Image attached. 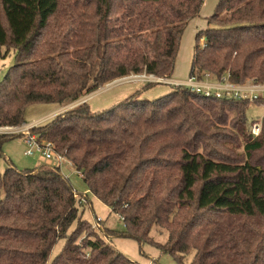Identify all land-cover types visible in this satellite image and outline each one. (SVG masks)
Masks as SVG:
<instances>
[{
    "label": "trees",
    "instance_id": "1",
    "mask_svg": "<svg viewBox=\"0 0 264 264\" xmlns=\"http://www.w3.org/2000/svg\"><path fill=\"white\" fill-rule=\"evenodd\" d=\"M204 1L0 0V50L16 57L0 81V127L27 123L30 105H69L131 74L171 79L183 33ZM225 73L234 84L264 83V0H220L197 32L190 77ZM174 87L153 100L137 91L104 111L82 102L29 131L123 218L115 237L154 244L181 264H264V120L255 136L246 101ZM19 136L0 133V154ZM7 162L0 264H137L84 219L60 167L19 170ZM155 226L168 230L165 243L153 239Z\"/></svg>",
    "mask_w": 264,
    "mask_h": 264
},
{
    "label": "rangeland",
    "instance_id": "2",
    "mask_svg": "<svg viewBox=\"0 0 264 264\" xmlns=\"http://www.w3.org/2000/svg\"><path fill=\"white\" fill-rule=\"evenodd\" d=\"M219 1L220 0H205L201 8L200 15L189 21L181 39L175 70L172 76L173 79H181L184 82L190 77L191 61L189 62V59L194 54L197 32L207 27V18L216 11ZM224 15L225 14H223V16ZM4 22H6L5 19ZM200 45L202 47L205 45L204 38L200 40ZM15 60V52L12 48L9 49V52L5 47L0 50V81L3 79L9 67L15 63ZM224 75H228V73H225ZM211 79L216 82L219 78L211 75ZM206 80L207 78L205 81ZM112 83L115 84L109 86H107V84L103 86L104 89H100L98 93L89 99V104L93 111H104L125 100L137 91H142L140 92L142 98L153 100L176 88L174 87L175 83H172L170 79H164L155 75H148L146 73L131 74L127 77L119 78ZM147 83H151L153 85L144 89L143 87ZM237 85L254 87L264 86V83H257L254 78H249L244 84ZM247 93L250 92L247 91ZM262 94L264 95V93ZM244 101L247 102L245 104L246 116L248 119L246 124L247 130L256 136L254 133V127L260 126L262 130L263 126L264 98H260L259 100L254 99L253 101L247 99ZM73 104L74 103L67 105V107L71 109L70 107ZM40 116L41 107L39 105H36L35 107L34 105H30L27 108L25 116L27 123H35ZM231 116L235 117V111L231 113ZM31 127L33 126L25 123L18 127H10L6 129L0 128L1 134L6 133L13 136L23 134V136L7 139L2 144V153L0 154V172H3L6 169L8 166V160H11L19 170L34 169L44 163L55 164L54 161L46 159L43 153L39 152L37 149L35 150V153H29L31 146L29 145L27 138L30 136L29 129ZM237 152L242 153L243 147L240 146ZM61 171L70 179L76 192H79H77V194L80 195V199L83 198L82 195H85L86 193L91 200H88V202L85 200L81 203L83 205L82 210L84 219L89 220V222L93 224V229H103L102 234L103 232H108V235L113 234L112 237L106 235V239L107 242L113 245L117 250L137 264H181L174 256L162 251L154 244L146 243L141 246L134 238L125 236L115 237L117 234H115V232L113 233L112 230L121 231L124 229L123 218H120L111 210L109 206L92 195L89 190L86 191L88 189L87 185L85 184L83 178L78 174L73 163H70V160L67 159V161H65L61 167ZM97 224L99 225L98 227L96 226ZM75 227L76 222L70 228L69 233H71ZM151 235L155 241L161 243H165L169 238L168 230L161 229L157 226L153 227ZM64 244L65 240L61 239L54 247L51 257H55L59 254L63 249ZM192 257L193 255L187 256L186 263H190Z\"/></svg>",
    "mask_w": 264,
    "mask_h": 264
},
{
    "label": "built area",
    "instance_id": "3",
    "mask_svg": "<svg viewBox=\"0 0 264 264\" xmlns=\"http://www.w3.org/2000/svg\"><path fill=\"white\" fill-rule=\"evenodd\" d=\"M207 80L205 81V79ZM216 79V78H215ZM185 86L189 88L191 91L203 94L208 97H217V98H230L235 100H251L254 99H260L264 98V86H254V87H246V86H240L237 84H234L230 81V78L228 75L222 76V78L217 79L216 82H214L213 79H211L210 74H206L205 78L203 80H198L196 77H189L186 81H184L182 84H177L176 86ZM249 91L250 93H247ZM261 92V93H259ZM262 96V97H261ZM90 96L85 97V100L89 99ZM0 128H10V127H0ZM260 126L254 127V133L256 136L260 133ZM1 133V132H0ZM30 136H28L27 141L29 142L30 150L29 153L33 154L35 153V150L37 149L39 152L43 153L44 157L48 160H52L55 162L54 165L62 167V165L67 161V158L63 154L56 153L53 145L51 143H47V145L44 147L39 144L37 141V136L33 135L30 131ZM70 163H72L70 161ZM78 174L83 178V175L81 172L77 171ZM76 196L77 192H76ZM85 198H81V202L85 201Z\"/></svg>",
    "mask_w": 264,
    "mask_h": 264
},
{
    "label": "crops",
    "instance_id": "4",
    "mask_svg": "<svg viewBox=\"0 0 264 264\" xmlns=\"http://www.w3.org/2000/svg\"><path fill=\"white\" fill-rule=\"evenodd\" d=\"M193 56V55H192ZM192 56L191 58L189 59V62L192 61ZM172 83H175V86L176 84L178 83H182L183 81L181 79H173L171 78L170 79ZM117 83V82H116ZM115 83H112V84H108L107 86L109 85H113ZM101 90L104 89V87L100 88ZM100 89L92 94H89L87 96H90L89 99L91 97H93L96 93H98L100 91ZM85 96V97H87ZM85 97L81 98L80 100H78L77 102H74V104L70 107V108H73L74 106L82 103V102H87L89 104V99L85 100ZM36 105H39L41 107V116L38 118V120L35 121V123H26L27 125H30V126H39V125H44L46 124L47 122L51 121L52 119H54L57 115L67 111L69 108L67 107V105L65 106H62L58 103H40V104H34V107ZM70 105V104H69ZM90 105V104H89ZM91 107V106H90ZM44 112V113H43ZM88 191V189L86 190Z\"/></svg>",
    "mask_w": 264,
    "mask_h": 264
}]
</instances>
